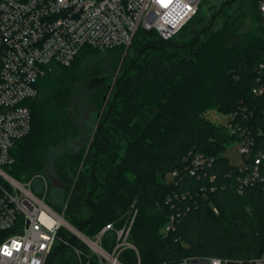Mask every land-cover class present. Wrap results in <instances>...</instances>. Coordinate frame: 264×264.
Instances as JSON below:
<instances>
[{
	"label": "trees",
	"instance_id": "obj_1",
	"mask_svg": "<svg viewBox=\"0 0 264 264\" xmlns=\"http://www.w3.org/2000/svg\"><path fill=\"white\" fill-rule=\"evenodd\" d=\"M214 17L200 26L196 14L168 39L138 29L129 47L84 46L71 65L53 64L27 101L31 131L16 141L8 172L35 180L51 161L65 187L58 205L46 199L70 224L90 238L111 224L101 238L110 253L117 231L130 226L135 248L121 250L122 264L264 255V167L261 179L243 185L246 169L225 155L236 135L206 115L215 109L264 125V95L253 93L264 60L259 0L227 1ZM84 85L101 112L96 130L89 144L52 161L79 135L72 105ZM171 215L175 227L164 231ZM60 234L71 245L58 242L46 264H101L76 235Z\"/></svg>",
	"mask_w": 264,
	"mask_h": 264
},
{
	"label": "built area",
	"instance_id": "obj_2",
	"mask_svg": "<svg viewBox=\"0 0 264 264\" xmlns=\"http://www.w3.org/2000/svg\"><path fill=\"white\" fill-rule=\"evenodd\" d=\"M203 1L0 0V264H46L58 242L71 245L60 234L65 228L86 243L101 264H122L118 258L121 250L135 248L128 241L127 226L117 231L113 252L106 251L101 238L111 224L94 238L86 236L53 208L46 196L33 190L34 179L20 181L7 167L14 161L16 141L31 131L32 113L27 101L38 95L37 82L53 64L71 65L84 46L102 50L129 47L138 29L155 30L162 38H171L197 14ZM259 11L264 27V0H259ZM257 70L253 93L263 96L264 60ZM237 117L238 113L228 115L225 125L237 137L234 143H239L245 158L242 182L248 185L263 177L264 125H252ZM174 227L175 217L171 215L164 231ZM84 237L99 245L101 251ZM74 250L81 259L82 249ZM179 264H264V255L247 259L190 256Z\"/></svg>",
	"mask_w": 264,
	"mask_h": 264
},
{
	"label": "rangeland",
	"instance_id": "obj_3",
	"mask_svg": "<svg viewBox=\"0 0 264 264\" xmlns=\"http://www.w3.org/2000/svg\"><path fill=\"white\" fill-rule=\"evenodd\" d=\"M227 1L230 0H204L197 13V19L199 17L202 19L200 26L206 25L211 19H214V14L219 11ZM216 21H218V26H221L224 21V17H216ZM249 22H251V20H249ZM243 23H246L245 20ZM190 27L196 28L197 26L192 23ZM186 35L188 34L186 33ZM92 87L93 86L90 87L85 85L78 87L72 105V113L80 128L79 135L62 143L52 154V161L64 152L78 150L80 147L90 143L101 114V112L99 113L98 107L89 101L88 95ZM206 115L215 123L226 124L227 122V115L220 113L215 109H210ZM225 155L231 164L240 167L245 165V158L239 150L238 142L228 143ZM51 163L52 162L50 161L46 168V174H44V176H38L34 180L32 188L34 191L46 196L48 201L52 204L58 205L62 201L65 186L55 175ZM65 232L72 235V232L67 228H65ZM105 264L108 263L105 262Z\"/></svg>",
	"mask_w": 264,
	"mask_h": 264
},
{
	"label": "bare ground",
	"instance_id": "obj_4",
	"mask_svg": "<svg viewBox=\"0 0 264 264\" xmlns=\"http://www.w3.org/2000/svg\"><path fill=\"white\" fill-rule=\"evenodd\" d=\"M81 235V234H80ZM82 236V235H81ZM85 238V237H84ZM86 239V238H85ZM88 242H89V244L95 249V250H97V251H101V249H100V247H99V245H97L95 242H93V241H90V240H88V239H86ZM117 264H119L118 262H116Z\"/></svg>",
	"mask_w": 264,
	"mask_h": 264
},
{
	"label": "water",
	"instance_id": "obj_5",
	"mask_svg": "<svg viewBox=\"0 0 264 264\" xmlns=\"http://www.w3.org/2000/svg\"><path fill=\"white\" fill-rule=\"evenodd\" d=\"M79 232H80V230L79 229H77Z\"/></svg>",
	"mask_w": 264,
	"mask_h": 264
}]
</instances>
